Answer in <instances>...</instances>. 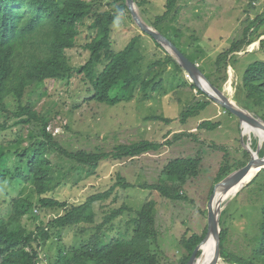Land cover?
<instances>
[{
  "label": "rangeland",
  "instance_id": "obj_1",
  "mask_svg": "<svg viewBox=\"0 0 264 264\" xmlns=\"http://www.w3.org/2000/svg\"><path fill=\"white\" fill-rule=\"evenodd\" d=\"M92 2L95 10L100 11H113L120 4H115L114 0ZM165 5L166 0H149L144 7L136 3V10L148 25L177 42V46L198 65L214 86L264 124V104L247 100L245 90L241 89L246 68L257 60H264V0H177L169 18L156 26V16L165 12ZM93 22L94 16H91L79 26L76 47L66 51L74 75L63 80H46L32 87L26 95L25 102L30 100L38 113L48 118V130L54 137L69 150L91 152L111 151L118 144L143 140L166 142L181 131L195 132L197 138L186 137L172 145H165L159 151H150L135 158L107 160L95 171L53 152L50 157L54 162V187L49 195L70 204H80L89 195L108 189L116 182L117 175L122 174L137 186L120 189L121 198L117 206L126 200L135 210L154 200L156 239L153 249L158 253L160 264H178L188 255L181 239L193 233L202 234L208 229V205L219 183L216 180L218 172L226 163L225 153L230 155L234 172L242 168L239 167L241 164H247L252 159L253 153L249 148L252 151L259 149V156H264V137L262 139L255 132L244 134L240 119L207 94L198 93L183 68L179 70L172 63L150 68L155 61L165 60L173 54L141 30L129 9L121 13L113 25V48L120 50L134 36L141 35L139 44L145 54L143 77L163 80V88L159 92H152L151 89L146 93L138 91L131 101L116 105L89 100L91 86L83 73L76 69L90 58L91 52L85 48V44L97 34L90 27ZM245 36L248 44L240 52L228 55L221 64H217V57L233 41ZM253 43L256 46L251 51ZM7 101L10 109L16 108L15 100L8 98ZM204 101L211 102L198 116L182 121L185 111ZM154 115L173 119L170 123L160 118L148 119ZM206 120L221 125L216 130L198 129V124ZM6 121L8 127H0V145L7 151L8 166L14 173L18 167L27 170L16 151L29 149L40 138L41 125H16L0 111V123ZM198 156L202 158L201 173L190 179L182 189L187 199H169L156 190L142 188L145 184L158 183L164 166L170 160ZM262 170L258 172L261 175L256 182L253 178L236 196L222 204L221 218L228 230L226 248L231 255L251 256L254 237L259 232L258 222L262 218L264 196L258 189V185L264 182ZM17 197L28 198L36 204L21 223L28 233H33L41 242L38 264H56L60 249L67 254L89 243L102 220L101 205L104 203L97 201L94 205L97 215L94 223L54 228L50 225L51 220L65 211L40 208L33 181L15 177H9L0 186V219L10 217L12 202ZM105 202L112 203L111 199ZM123 216L111 232V237L130 240L133 226L128 221L135 214L131 212ZM104 238L103 242L109 241L107 236ZM198 254L200 256L201 251ZM222 260L230 264L223 257Z\"/></svg>",
  "mask_w": 264,
  "mask_h": 264
},
{
  "label": "trees",
  "instance_id": "obj_2",
  "mask_svg": "<svg viewBox=\"0 0 264 264\" xmlns=\"http://www.w3.org/2000/svg\"><path fill=\"white\" fill-rule=\"evenodd\" d=\"M119 2V6L113 11H100L95 10L92 0H0V111L7 114L16 125L39 123L42 128L40 138L29 149L16 151L27 170L22 167L16 168L15 173L10 170L7 151L0 145V186L9 177L32 180L39 197L40 208L65 211L50 222V225L57 229L79 223H94L97 217L94 210L95 202L104 203L101 205L102 220L96 226L97 233L90 242L72 249L67 254L64 249H60L56 264H160V258L153 249V241L156 239L154 200H149L135 210L126 203V200L117 206L121 198L120 189L126 190L137 186L120 173L112 186L102 192L89 195L80 204H70L53 198L49 195L54 187V162L50 157L51 153L56 152L68 161L95 171L107 160L135 158L150 151H159L165 145H172L186 137L197 138L195 132L181 131L175 133L173 139L166 142L143 140L132 144H118L111 151L91 152L83 149L72 151L63 147L48 130V118L38 113L30 100L25 102L28 91L35 85L49 79L63 80L74 75V68L69 64L66 51L76 47L80 34L79 26L91 16H94V22L90 27L95 29L97 34L85 44V48L91 52L89 60L76 69L77 72L83 73L91 86L92 94L89 100L116 105L131 101L138 91L145 93L148 89L152 92L161 91L163 80L143 77L142 62L145 54L139 44L141 35L134 36L120 50L113 48V25L118 16L129 9L126 0H114L115 4ZM135 2L138 6L144 7L149 0H135ZM176 5L177 0H166L165 12L156 16L154 25L166 21ZM150 37L162 46L153 36ZM173 43L177 46V42ZM247 44L246 36L233 41L217 57V64H221L228 55L240 52ZM169 63L174 64L179 70L182 68L177 59L171 55L165 60L155 61L150 68L163 67ZM192 87L198 93L206 95L194 82ZM241 89L245 90L247 100L264 104V60H257L246 68ZM238 97L242 99V96ZM8 98L16 101L15 109L9 108ZM210 102H198L189 108L182 114V121L198 116ZM157 118L169 123L173 119L160 115L148 119ZM220 125L219 122L206 120L200 122L197 128L216 130ZM0 127H8L7 121L0 123ZM225 158L226 163L220 168L216 177L219 182L233 172L228 152L225 153ZM201 164L200 156L176 157L164 166L158 183L145 184L142 188L156 190L169 199H187L183 195V186L190 179L200 175ZM245 165L246 163H243L239 167ZM261 172H264V169ZM260 175L261 173H258L253 181L256 182ZM258 189L264 196V182L258 185ZM108 199H111L112 203H106ZM35 205L28 198L17 197L12 202L10 217L7 220L0 219V255H2L0 264H38L41 242H38L33 233H28L21 223L22 218ZM261 208L259 232L254 237L252 253L248 258L231 255L227 250L228 230L224 226L223 217L220 218L221 256L230 264H264V200ZM131 212L135 214L132 218L129 217L128 221L133 226L132 238L123 240L116 236L111 237V232L118 221L122 220L124 214L130 215ZM207 232L208 229H205L202 234L193 233L190 237L181 239V244L188 255L178 264L188 263ZM104 236L109 238L108 242L102 241L105 239Z\"/></svg>",
  "mask_w": 264,
  "mask_h": 264
},
{
  "label": "water",
  "instance_id": "obj_3",
  "mask_svg": "<svg viewBox=\"0 0 264 264\" xmlns=\"http://www.w3.org/2000/svg\"><path fill=\"white\" fill-rule=\"evenodd\" d=\"M126 4L129 10L131 11L134 20L141 28V30L153 36L159 43L165 46L173 54V56L177 59L179 64L186 71V73L189 75L191 80L197 85L198 88L202 89L215 102H217L218 104H220L221 106L225 107L227 110L235 114L240 119L241 122L247 121L249 123L257 124L264 128V124L262 122H260L254 116H252L247 110L234 104L231 98L226 96L222 90L214 86L205 77L203 72L199 69L198 65L195 62H193L183 51H181L169 38H167L162 32L158 31L154 27L148 25L137 12L135 0H126ZM203 83H205V85L209 87L210 90L207 89ZM257 163L264 164V156L263 157L253 156L252 159L249 161V163H247L244 167L230 173L227 177H225L217 184L215 188V192L212 194L208 205L209 226H208L207 235L205 236L203 242L194 250L187 264H193L194 261L197 259L202 244L209 239L211 230L214 231V239L217 245V253L209 264H217L222 259L221 250H220L221 231H222L220 218H221L222 206L221 204H218L217 207L214 206L213 204L214 197L217 194L218 190L224 196L227 195L230 186L236 181L242 179L253 167L256 166Z\"/></svg>",
  "mask_w": 264,
  "mask_h": 264
},
{
  "label": "bare ground",
  "instance_id": "obj_4",
  "mask_svg": "<svg viewBox=\"0 0 264 264\" xmlns=\"http://www.w3.org/2000/svg\"><path fill=\"white\" fill-rule=\"evenodd\" d=\"M255 46H256V43H253L250 46V50L252 51V49ZM203 84L207 89H209V87H207L205 85V83H203ZM227 87L229 89L230 84H228ZM231 100L234 104L238 105L236 102L233 101V99H231ZM242 127H243L244 134L249 135L251 132H255V133H257V135H259L263 139V137H264V128L263 127H261L257 124L249 123L247 121H242ZM247 147L249 148V145H247ZM249 150L253 153L254 157H260L259 156V152H260L259 149H257L256 151L255 150L252 151L249 148ZM262 168H264V164L257 163L256 166L253 167L242 179L236 181L235 183H233L230 186V189H229V192L227 195L224 196L218 190L217 194L215 195L214 200H213L214 206L217 207L218 204H221V206H222L223 202H226L231 197L236 196V193H238L249 181H251L258 174V172L260 170H262ZM200 251H201V255L197 257V259L194 261L193 264H209L212 261V259L216 256L217 245H216V242L214 239V231L213 230H211V232H210L209 239L202 244ZM217 264H226V263L221 259Z\"/></svg>",
  "mask_w": 264,
  "mask_h": 264
}]
</instances>
